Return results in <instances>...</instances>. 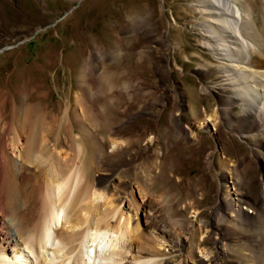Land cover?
Instances as JSON below:
<instances>
[{"label": "rangeland", "instance_id": "374dc122", "mask_svg": "<svg viewBox=\"0 0 264 264\" xmlns=\"http://www.w3.org/2000/svg\"><path fill=\"white\" fill-rule=\"evenodd\" d=\"M197 1L0 0L2 115L13 106L20 108V90L25 88L28 102L45 113V120L66 119L62 151L70 164L76 156L71 130L78 133L81 128L83 160L79 161L88 179L83 187L92 184L104 192L118 213H125L130 204L131 224H141L138 235L151 247L159 245L158 238L169 237L160 229L154 236L136 216L139 189L155 199L163 225L173 222L161 200L173 194L175 214L182 223L175 229L180 252L163 251L161 259L170 264L185 258L189 264H207L198 257L199 249L216 258L227 244L231 253L241 255L244 244H252L246 235L229 240L223 236L239 223L234 218L226 217L223 223L228 225L218 224L216 211L221 207L224 214L229 207L222 187L226 171H232L234 181L241 179L259 208L264 206L257 199L264 186V113L257 108L256 114L243 115L236 85L222 77L224 67L232 64L207 49L211 26ZM239 1L248 13L239 25L245 38L258 47L254 66H247L244 73L264 76L258 72L264 69V0ZM230 97L235 98L234 106ZM84 109L91 117H83ZM109 139L120 144L111 153ZM54 195L52 203L58 205ZM45 199L41 226L54 207ZM187 201L189 205L182 207ZM61 224H51L54 239L46 248L23 237L20 247L26 245V250L18 254L21 264H83L80 239L70 245L62 240L59 233L70 230L64 219ZM4 257L0 261L9 259ZM95 258L93 264L111 262ZM223 258L226 264L235 260Z\"/></svg>", "mask_w": 264, "mask_h": 264}, {"label": "bare ground", "instance_id": "6f19581e", "mask_svg": "<svg viewBox=\"0 0 264 264\" xmlns=\"http://www.w3.org/2000/svg\"><path fill=\"white\" fill-rule=\"evenodd\" d=\"M197 2L202 7L201 12L209 17L208 23L211 26L210 34L207 36V49L218 57L224 56L220 59L229 65L232 64L230 67H224L222 77H226L227 80L232 81V85H236V91L240 93L243 102V115H254L257 108L264 113L261 108V102L264 104V76L251 77L244 73L249 71L247 66H254L255 52L258 54L257 45L245 38L243 27L239 25V22L248 19V13L240 8L239 0H198ZM215 41L218 45H215ZM221 50L225 52L224 55L221 54ZM258 72L264 74V69H259ZM234 77L237 79L236 82ZM20 92L22 98H20L21 105L18 110L13 106L9 109L8 115H2L1 108H3L2 103L5 105V99H1L0 103V258L5 256L4 258L11 259L6 262L0 261V264H21V255L18 254L26 250V245L20 247V240L24 241L23 237L35 240L40 248L50 246L54 239L51 224L57 223V226H61L63 219L64 224H68L65 229L70 232L61 231L60 238L69 245L77 237L80 239L81 250L78 251L82 255L83 264H93L95 257L100 258L98 261H111L101 264H130L131 262H133L131 264H170L171 261L161 259L165 257L163 251L180 252L178 233L175 229L181 227L180 223H182L177 219L175 207L172 204L174 195L167 194L161 200L168 205L167 214L173 222H170L172 223L170 225H163L159 223V205L148 192L144 193L142 189H139L138 202L135 204L136 208L134 207L136 216H140L142 225L152 229L154 236V231L160 229L169 237L168 241L156 237L159 239V245L151 247L141 239V235H138V231H143L141 224H131L130 204L125 213H118L119 208L111 209V203L104 192L97 190L92 184L83 187L88 183V179L79 161L83 160L81 128H78V133L71 130L73 134L71 140L75 145L76 156L70 164V157L62 151L63 135L64 132L67 133L64 124L66 119L55 120V117H48L50 119L45 120V113L37 112V105L34 106V103L28 102L30 96L25 88ZM230 99H233L230 105L234 106L235 98L230 97ZM256 99L259 100L254 102ZM82 115L91 117L87 109L83 110ZM209 118L210 116L207 117V122L210 121ZM262 122L264 123V120ZM96 124L94 122V125ZM186 129L189 128L186 126ZM8 134L12 136L11 139ZM191 137L193 138V135H190ZM109 141L111 153L120 144L115 139H109ZM90 143L95 156L97 150L92 140ZM62 161H65V164ZM224 176L222 184L226 192L224 203L229 207L226 212L224 210V214L221 213L222 215L220 212L223 208L220 207V212L216 211L218 224L226 225L227 223L223 221L227 220L228 216L234 218L239 223L232 230H227L223 236H228L229 240L234 235H246L251 237L252 244H249L250 242L244 244L246 251L242 255L231 253L227 244L226 250L218 253L216 258L204 249H197L198 257L207 264H226L227 260L223 256H233L235 258L233 264H264V206L259 208L258 204L251 200L248 187L241 186V179L234 181L231 170L226 171ZM226 179L230 180L227 182ZM261 190L257 199L264 202V186ZM54 194L58 196V205L52 203ZM46 197L50 207L51 205L54 207L51 209L50 218L41 226L39 224L41 204ZM123 199L127 201L126 197ZM189 203L184 202L182 207ZM193 213L196 218L197 213ZM247 213H252L255 217ZM237 217L242 220L239 221ZM78 229L81 231L77 232ZM221 238V236L217 238L220 244L223 239ZM73 248H70L69 253H72ZM133 251L135 254L132 253ZM114 256L116 258H112ZM104 257L107 258L106 261ZM181 261L179 264L190 262L187 258Z\"/></svg>", "mask_w": 264, "mask_h": 264}]
</instances>
